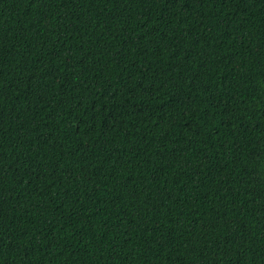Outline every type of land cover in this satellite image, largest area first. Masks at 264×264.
<instances>
[{
  "label": "trees",
  "instance_id": "1",
  "mask_svg": "<svg viewBox=\"0 0 264 264\" xmlns=\"http://www.w3.org/2000/svg\"><path fill=\"white\" fill-rule=\"evenodd\" d=\"M0 264H264V0H0Z\"/></svg>",
  "mask_w": 264,
  "mask_h": 264
}]
</instances>
